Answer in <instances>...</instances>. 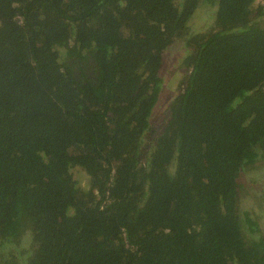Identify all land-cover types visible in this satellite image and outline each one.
I'll return each mask as SVG.
<instances>
[{
  "label": "trees",
  "instance_id": "obj_1",
  "mask_svg": "<svg viewBox=\"0 0 264 264\" xmlns=\"http://www.w3.org/2000/svg\"><path fill=\"white\" fill-rule=\"evenodd\" d=\"M255 1L0 0V264H264L239 213L264 162ZM203 3L213 24L191 34ZM176 43L186 77L156 129Z\"/></svg>",
  "mask_w": 264,
  "mask_h": 264
},
{
  "label": "rangeland",
  "instance_id": "obj_2",
  "mask_svg": "<svg viewBox=\"0 0 264 264\" xmlns=\"http://www.w3.org/2000/svg\"><path fill=\"white\" fill-rule=\"evenodd\" d=\"M257 5H260L264 11V0H256L254 8ZM213 10L214 7L210 8L203 3V6L200 7L197 14H194V17L189 23V32L191 34H203L209 31L214 21L215 11L213 14ZM257 23L259 26L264 27V15L257 20ZM184 49L181 43H176L164 53L160 70V75L163 79L161 100L159 106L157 104L151 119V124L156 129L162 126L164 105L171 96L178 92V82L181 79L180 72L182 73V77H186L185 72L176 68V61L184 54ZM72 175L79 186L86 187L88 185V178L81 169H72ZM239 184V213L241 215L245 212L251 213L252 217L256 219L260 231L264 236V162L257 161L251 167H247L240 175ZM28 246L29 241L26 233L15 249L16 251H13V255L19 262L27 259L26 252L29 249Z\"/></svg>",
  "mask_w": 264,
  "mask_h": 264
},
{
  "label": "flooded vegetation",
  "instance_id": "obj_3",
  "mask_svg": "<svg viewBox=\"0 0 264 264\" xmlns=\"http://www.w3.org/2000/svg\"><path fill=\"white\" fill-rule=\"evenodd\" d=\"M161 76V75H160ZM161 80H163L162 78H161Z\"/></svg>",
  "mask_w": 264,
  "mask_h": 264
}]
</instances>
